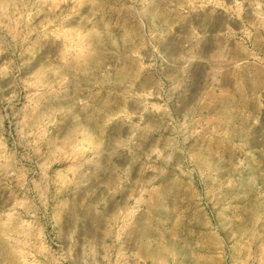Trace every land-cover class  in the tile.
Here are the masks:
<instances>
[{
    "label": "rangeland",
    "instance_id": "obj_1",
    "mask_svg": "<svg viewBox=\"0 0 264 264\" xmlns=\"http://www.w3.org/2000/svg\"><path fill=\"white\" fill-rule=\"evenodd\" d=\"M0 264H264V0H0Z\"/></svg>",
    "mask_w": 264,
    "mask_h": 264
}]
</instances>
